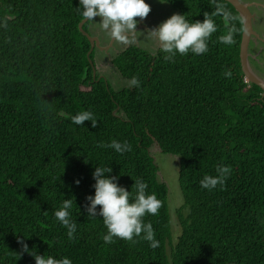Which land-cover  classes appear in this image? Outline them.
I'll use <instances>...</instances> for the list:
<instances>
[{
    "label": "trees",
    "instance_id": "trees-1",
    "mask_svg": "<svg viewBox=\"0 0 264 264\" xmlns=\"http://www.w3.org/2000/svg\"><path fill=\"white\" fill-rule=\"evenodd\" d=\"M159 1L189 22L211 15L218 30L208 51L165 60L160 48L129 46L112 60L129 82L115 90L93 77L79 0H0V264H35L18 238L72 264H264V97L241 68L242 19L224 0ZM233 26L234 43H221ZM85 110L95 128L72 123ZM113 139L131 151L99 147ZM154 145L179 158L176 236ZM221 163L232 169L226 184L203 189L204 175H216ZM96 166L111 167L132 198L140 178L162 201L157 215L144 217L158 247L143 234L104 243L102 217L88 212ZM65 199L73 200L77 223L72 240L54 216Z\"/></svg>",
    "mask_w": 264,
    "mask_h": 264
},
{
    "label": "clouds",
    "instance_id": "clouds-1",
    "mask_svg": "<svg viewBox=\"0 0 264 264\" xmlns=\"http://www.w3.org/2000/svg\"><path fill=\"white\" fill-rule=\"evenodd\" d=\"M222 11V9H219ZM77 11L84 21H93L96 17H101L102 28L115 39L126 40L127 35L133 33L137 28L138 21L148 17L151 6L146 0H79ZM224 20L230 23L232 17L224 13ZM217 25L210 14H205L204 20L189 22L186 15L173 14L165 22L152 30L151 36L159 42L160 50L165 53V60H172L173 57L185 55L191 52L195 55L207 53L208 42L212 34L217 32ZM235 27H231L226 35L218 39L221 43L231 45L234 43L233 34ZM231 76V72L224 73ZM139 81L133 78L131 84L139 87ZM85 121H91L95 128L97 120L94 113L90 110L81 111L72 117V123L83 126ZM99 147L114 149L117 153L124 154L131 151V145L127 142H119L115 139L111 143ZM112 168L107 166H96L92 177L95 180L94 195L87 197L90 202L88 212L89 218L97 215L102 217L107 229V234L102 237L105 244H112L115 239L124 241H134L141 237L149 242L153 249L159 246L155 238V232L150 222H145L146 215H157L162 207V201L157 198L155 193L148 194V184L142 179L134 181L135 197L119 185L118 177L111 175ZM232 169L223 163L216 166V175H204L200 181L203 189L208 191L215 190L218 186L223 188L231 176ZM80 181L75 184L79 186ZM97 206L99 211L97 212ZM73 200L65 199L54 216L56 220L67 229L69 240L75 238L77 223L72 218ZM264 223V222H262ZM26 239L18 238L17 242L21 245V253H27L34 258L35 264H72L68 257L57 259L51 255H38L29 249Z\"/></svg>",
    "mask_w": 264,
    "mask_h": 264
},
{
    "label": "rangeland",
    "instance_id": "rangeland-1",
    "mask_svg": "<svg viewBox=\"0 0 264 264\" xmlns=\"http://www.w3.org/2000/svg\"><path fill=\"white\" fill-rule=\"evenodd\" d=\"M146 2L151 6L150 14L143 20H141L140 18H136L138 21L137 28L133 33L126 34V40L115 39L108 33V31L104 30L102 28V25L100 24L102 20L101 17L94 18V22L91 21L90 23L89 33L91 35L92 32L95 34L97 33L100 40V46L102 48H105H95L93 51L97 75L105 79L115 90L127 86L129 82L123 79L116 68L113 66V58L129 46L139 47L152 54L156 53V51H158L161 46L159 42L151 36L152 30L165 22L173 14H178L170 7L169 4L162 1L146 0ZM257 2L264 4V0H262L261 2ZM260 9L262 10L263 7ZM262 13H264V11ZM262 13H259V19H255L254 26L264 38V14ZM249 54L256 59V63L260 64L261 71H259V73L257 72L256 74H258L260 78L264 79V41L261 43L256 41L253 52ZM151 151V153L155 155L156 163L159 167V181L164 182L168 187V204L171 215V231H176L174 233V235L176 236L178 232L180 233V226L176 222L177 219L175 211L182 204V196L178 182L179 158L169 154L159 153L160 151L154 147L151 148Z\"/></svg>",
    "mask_w": 264,
    "mask_h": 264
},
{
    "label": "water",
    "instance_id": "water-1",
    "mask_svg": "<svg viewBox=\"0 0 264 264\" xmlns=\"http://www.w3.org/2000/svg\"><path fill=\"white\" fill-rule=\"evenodd\" d=\"M224 1L233 6V8L239 13V15H240V17L242 19V22H243L244 30H243V33H242V40H241V45H240V63H241V68H242L243 74H244L246 80L249 83L254 84V85H256L257 87H259L261 89L262 97H264V80L262 78H260L252 70V68H251V66L249 64V61H248V56H249L248 47H249V44H250V40L252 39V36H257V34L253 30L254 16L250 12L249 4L244 3V2H242L240 0H224ZM86 22H88V21L82 20L79 23L78 27H79L80 32L90 42V50H89V52L87 54V57H88L89 62L91 64V66H92V69H93V77H96L97 76V72H96L95 62L90 60V54L94 51L95 48H98V49L99 48L105 49V48H102L100 46V40H99L98 37L93 36L89 32H86V31L83 30V26H84V24ZM99 78H102V77L99 76ZM153 147L160 151V148L157 145H154ZM151 152L152 151L150 149V153Z\"/></svg>",
    "mask_w": 264,
    "mask_h": 264
},
{
    "label": "flooded vegetation",
    "instance_id": "flooded-vegetation-1",
    "mask_svg": "<svg viewBox=\"0 0 264 264\" xmlns=\"http://www.w3.org/2000/svg\"><path fill=\"white\" fill-rule=\"evenodd\" d=\"M240 1H242V2H244V3H247V4H249V9H250V12L253 14V16H254V20H253V30H254V32L257 34V36H252V39L250 40V44H249V47H248V54L249 53H252L253 52V49L255 48V44H256V41L257 42H259V43H261V42H263L264 41V38H263V36L261 35V33H259V31H257L256 30V28H255V26H254V21H255V19H259L258 18V15H259V13H262L264 10V4H262V3H259V2H257V1H262V0H240ZM263 7V9L261 10L260 8H262ZM262 12H261V11ZM262 14H264V13H262ZM263 18H264V15H263ZM260 34V35H259ZM261 41V42H260ZM248 61H249V64H250V66H251V68H252V70L255 72V73H259V71H261V66H260V64L259 63H256L255 61H256V59L255 58H253L250 54H249V56H248ZM263 72H264V69H263ZM262 72V73H263ZM258 75V74H257ZM259 76V75H258ZM264 80V79H263Z\"/></svg>",
    "mask_w": 264,
    "mask_h": 264
},
{
    "label": "crops",
    "instance_id": "crops-1",
    "mask_svg": "<svg viewBox=\"0 0 264 264\" xmlns=\"http://www.w3.org/2000/svg\"><path fill=\"white\" fill-rule=\"evenodd\" d=\"M92 35H93V36H97V37H98L97 33L95 34V33H93V32H92ZM98 38H99V37H98Z\"/></svg>",
    "mask_w": 264,
    "mask_h": 264
},
{
    "label": "built area",
    "instance_id": "built-area-1",
    "mask_svg": "<svg viewBox=\"0 0 264 264\" xmlns=\"http://www.w3.org/2000/svg\"><path fill=\"white\" fill-rule=\"evenodd\" d=\"M246 82H248L246 79H245Z\"/></svg>",
    "mask_w": 264,
    "mask_h": 264
}]
</instances>
